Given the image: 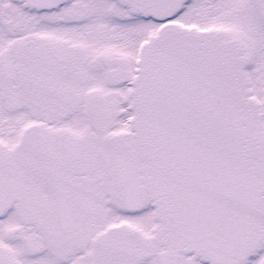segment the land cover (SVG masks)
<instances>
[{"label":"snow or ice","instance_id":"snow-or-ice-1","mask_svg":"<svg viewBox=\"0 0 264 264\" xmlns=\"http://www.w3.org/2000/svg\"><path fill=\"white\" fill-rule=\"evenodd\" d=\"M0 264H264V0H0Z\"/></svg>","mask_w":264,"mask_h":264}]
</instances>
